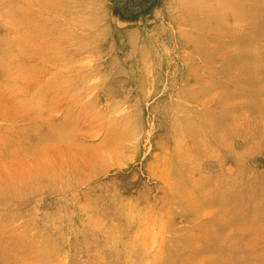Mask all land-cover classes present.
I'll return each instance as SVG.
<instances>
[{
	"label": "rangeland",
	"instance_id": "374dc122",
	"mask_svg": "<svg viewBox=\"0 0 264 264\" xmlns=\"http://www.w3.org/2000/svg\"><path fill=\"white\" fill-rule=\"evenodd\" d=\"M0 264H264V0H0Z\"/></svg>",
	"mask_w": 264,
	"mask_h": 264
},
{
	"label": "bare ground",
	"instance_id": "6f19581e",
	"mask_svg": "<svg viewBox=\"0 0 264 264\" xmlns=\"http://www.w3.org/2000/svg\"><path fill=\"white\" fill-rule=\"evenodd\" d=\"M163 164H164V163H163ZM163 164H162V165H163ZM30 193H31V192H30ZM145 210H146V209H145ZM129 211H130V210H129ZM139 211H140V210H139Z\"/></svg>",
	"mask_w": 264,
	"mask_h": 264
}]
</instances>
